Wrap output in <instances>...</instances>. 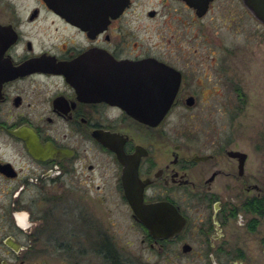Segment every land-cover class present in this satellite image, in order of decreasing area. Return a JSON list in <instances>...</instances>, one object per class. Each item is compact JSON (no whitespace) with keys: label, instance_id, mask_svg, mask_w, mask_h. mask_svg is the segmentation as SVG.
Segmentation results:
<instances>
[{"label":"flooded vegetation","instance_id":"af4514ba","mask_svg":"<svg viewBox=\"0 0 264 264\" xmlns=\"http://www.w3.org/2000/svg\"><path fill=\"white\" fill-rule=\"evenodd\" d=\"M235 4L264 25L243 0L201 14L194 0H0V264H252L243 236L264 215L244 206L262 196L248 154L240 172L229 138L186 122L168 142L163 125L219 92L213 58L184 55ZM150 57L180 72L156 124L107 94L117 61Z\"/></svg>","mask_w":264,"mask_h":264},{"label":"rangeland","instance_id":"374dc122","mask_svg":"<svg viewBox=\"0 0 264 264\" xmlns=\"http://www.w3.org/2000/svg\"><path fill=\"white\" fill-rule=\"evenodd\" d=\"M234 6V12L214 9L203 17L202 22L210 23V26L207 27L208 29L198 30L195 39L198 40L197 52L188 49L184 55L213 58L210 80L214 82V87L219 92L212 95L204 92L202 96L196 98L192 108H187L183 104L174 106L163 125L166 126L168 142L178 138L176 132L186 122L191 127L204 130L199 133L200 140L211 132L219 138H229L232 148L237 147L247 152L246 177L259 185L258 191L263 195L264 25L242 12L239 4ZM231 14H234V20L229 23L227 19ZM158 19V17L155 19L145 17V21L151 24L156 21L158 23L160 21ZM185 67L195 68L194 72L200 73L197 70L200 65ZM235 88L241 90L244 98L239 110H237L239 102ZM189 113L192 114L191 117L187 116ZM191 146L200 147L201 143L197 141L196 145ZM256 192L252 189L249 194ZM259 227L255 232L246 231L243 236L247 259L250 260L247 262L252 264H264V243L261 242L264 222L261 221Z\"/></svg>","mask_w":264,"mask_h":264},{"label":"water","instance_id":"95a60500","mask_svg":"<svg viewBox=\"0 0 264 264\" xmlns=\"http://www.w3.org/2000/svg\"><path fill=\"white\" fill-rule=\"evenodd\" d=\"M209 1L194 0L200 14L206 10ZM243 2L254 16L264 23V0H243ZM115 64L117 69L109 82L107 92L109 98L139 120L150 124L158 123L174 101L180 84V72L153 57L138 61L120 60ZM80 81L83 82V80ZM93 93L98 94L99 91H93ZM135 97H140L141 101L133 102ZM186 101L192 104L193 97L189 96ZM227 152L239 160V168L242 172L247 153L235 148H230ZM127 176V170H125L124 179ZM125 186L127 188V184Z\"/></svg>","mask_w":264,"mask_h":264},{"label":"trees","instance_id":"16d2710c","mask_svg":"<svg viewBox=\"0 0 264 264\" xmlns=\"http://www.w3.org/2000/svg\"><path fill=\"white\" fill-rule=\"evenodd\" d=\"M236 92H237V101L238 103V107L237 110H239L244 102V98H242V92L239 88H235ZM246 209H251L254 210L256 212H258L261 215H264V195H262L261 197H253L249 200H247L244 204Z\"/></svg>","mask_w":264,"mask_h":264}]
</instances>
